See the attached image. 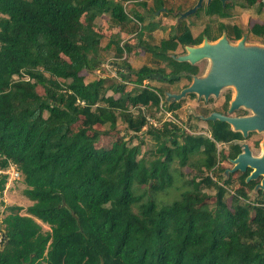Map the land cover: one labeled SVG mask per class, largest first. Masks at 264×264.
<instances>
[{"label":"trees","instance_id":"16d2710c","mask_svg":"<svg viewBox=\"0 0 264 264\" xmlns=\"http://www.w3.org/2000/svg\"><path fill=\"white\" fill-rule=\"evenodd\" d=\"M121 1L144 12L129 17L113 0H0V168L13 165L20 172L24 196L33 203L25 215L21 207L10 208L0 264H264V192L251 202L238 189L230 197L232 212L221 177L210 176L216 143L241 140V134L219 121L207 122L209 137L174 123L154 127L148 119L160 112L164 95L150 82L164 68L132 70L123 63L129 72L119 74L132 85L128 91L99 75L101 53L113 46L121 58L130 50L120 45L123 35L140 29L152 13L145 0ZM105 14L116 23L112 38L94 23ZM186 35L181 42L189 43ZM257 36L264 39V26H257ZM145 45L155 57L173 48ZM93 74L98 78L87 82ZM119 120L127 133L146 128L152 145L121 139L102 146L114 138L110 131ZM239 151L232 146L229 157ZM186 167L196 173L182 179L180 198L159 204L156 195L172 188ZM247 174L242 185H249ZM211 188L220 190L213 206L205 203Z\"/></svg>","mask_w":264,"mask_h":264},{"label":"flooded vegetation","instance_id":"af4514ba","mask_svg":"<svg viewBox=\"0 0 264 264\" xmlns=\"http://www.w3.org/2000/svg\"><path fill=\"white\" fill-rule=\"evenodd\" d=\"M143 0H140V2ZM151 6H148L147 1L145 0L146 4V10L152 9V14L150 15H144L143 22L146 21L147 24H141L140 29L137 31L131 33L130 39H139L140 45L138 46V49L144 52V54L148 53L150 54L152 60L149 61V65H158L160 67V63L157 61L161 60L164 62V66L161 68L165 69L164 75L159 77V79H156L154 81H151L150 83L160 89L164 95V97H161L163 99L162 103V110L165 116L164 121L162 124L165 123H174L177 125V127L184 130V125L186 122L184 121L183 113L185 110V106H183L182 101L187 103L186 101L191 100L193 102L194 99H197L199 103L208 104L212 103L211 106L214 108L211 109L209 113H218L220 115L230 117V118H243L251 116L250 111H246L247 114L243 113L241 115L235 114V111L239 110V107L235 109L233 112L229 113L230 108V102L234 96H231V93L224 95V97H220L216 99V102L212 100L214 96H209L207 100L203 98L198 99V95L196 93H188L185 94V96L180 99L179 101L172 102V99L170 101H166V96L168 94L177 95L191 84L193 78L202 77V75L205 73V70H202V62L206 61L209 62V59H200L197 61H194L193 63L190 60L181 61L178 59V57L184 56L187 54V48H196L199 46L204 45L205 42L209 44H215L217 41H219L222 37H225L227 41L230 44H237L239 41L243 40L244 45L248 44L249 42L257 41V39H260L261 41H264V39H261L260 36H257V26H264V2L263 0H202L201 6L195 11V13L184 17V14L192 9L198 2V0H184V6L179 4L176 6L175 11L171 10L170 8L166 7L167 2L164 0H151ZM130 4L131 2H128ZM160 3L156 7V5ZM160 14H164L165 18H173L175 21L174 23L170 24L168 27V30L163 31V26H159L158 22H152L153 17H157ZM130 17V16H129ZM259 18V19H258ZM142 22V23H143ZM145 31H148L149 38H153L154 34H161L163 37L160 41L153 44H148L144 40H141L140 37L143 35ZM163 31V32H162ZM187 33V38L189 39V43H183L180 41V38L183 36V34ZM238 33V38H236V34ZM252 39V40H251ZM161 42H168L169 45H171L173 48L168 49L166 54L164 55H158L157 57L153 56L152 52H149L144 48L147 45L151 46H158L161 44ZM144 43V44H143ZM130 49H134L135 47L129 42L127 43ZM143 44V45H142ZM172 64V65H171ZM171 65V69L167 66ZM119 67H115V74L114 78L118 79L119 82L123 80L120 77L119 72L121 71L120 65ZM166 67V68H165ZM124 70V68H122ZM129 70V69H128ZM178 70L176 74H167L171 73L172 71ZM125 72V70H124ZM131 72V71H130ZM123 74V72H122ZM169 75V76H165ZM148 82V81H147ZM146 82V83H147ZM121 83H129L125 82L124 80ZM131 85V84H130ZM220 94V93H219ZM227 96H229V99H227ZM179 103V107L170 110V105ZM199 103H197V107L201 106ZM205 107V105H202ZM188 108V107H187ZM162 112V111H161ZM235 114V115H234ZM240 114V113H239ZM201 120L206 123V131L209 129V125L202 117ZM208 117V116H207ZM217 121V120H215ZM221 122V121H219ZM226 123L229 127V129H233L232 124ZM179 124V125H178ZM190 125V124H188ZM186 125V129H192L194 127ZM185 131V130H184ZM185 131V132H187ZM233 131V130H232ZM189 133V132H188ZM240 133V132H239ZM190 134V133H189ZM241 134V133H240ZM257 131V139H252V132H248L246 137L242 136L241 140H233L231 142L227 143H221L220 145L226 146L228 149V153H224L222 155L218 154L216 164L214 168L212 169L217 173L218 172H224L226 170H230L233 167V164H231L230 169H224V163H231L232 159H235L239 154L243 152V145H247L251 155L252 148L257 145V150H261L257 157H262L263 155V149L261 148L263 138L260 137ZM251 140V141H250ZM250 141V142H248ZM234 145H239L240 151L235 154L232 158L229 157V153L231 151V147ZM224 156V158L222 157ZM223 170V171H221ZM252 169L247 168L245 172H230L229 174L234 173H240L239 178L245 174L248 173L247 176L251 173ZM212 175L213 172H210ZM246 179V178H245ZM259 180L261 181V177H259ZM258 194L262 192L260 189H257Z\"/></svg>","mask_w":264,"mask_h":264},{"label":"rangeland","instance_id":"374dc122","mask_svg":"<svg viewBox=\"0 0 264 264\" xmlns=\"http://www.w3.org/2000/svg\"><path fill=\"white\" fill-rule=\"evenodd\" d=\"M148 6H151L152 1L151 0H146ZM165 2H167L166 7L170 8L171 10L175 11L176 6L181 4V5H185L184 4V0H164ZM113 2H117L122 4L123 8L125 9V12L128 14V16H132V12L131 11H142L144 12V10L142 8H140L139 6H137L136 4H130L128 2H123L121 0H113ZM131 9V10H130ZM152 14V13H151ZM150 15V14H147ZM165 15L164 14H160L157 17H153L152 18V22H158L159 26H163L164 28H162L163 31L168 30V27L170 24L174 23V19L173 18H165L163 19ZM259 19V18H258ZM94 23L96 25V27L99 28H104L105 30H107L108 34H111V38L114 37V34L111 30L112 25H116V23L112 20V18L110 17V15L105 14L99 17H96V19L94 20ZM146 25L147 22L144 21L143 23ZM141 24H138V27L141 26ZM133 23H130V26H132ZM162 31V32H163ZM109 34V35H110ZM130 34H124L121 44L123 45L124 43H128L133 45L135 48L134 49H130V50H126L123 52V55L121 58H117V56L115 55V50L114 47L112 46V50H109L107 52H102L101 53V58L103 61V66H101L100 70L101 72H99V75L103 77L107 76V77H112L114 78V74H115V67H119L118 65H120V67H122L123 63L129 64L131 66L132 70H137L140 67H142L143 65H146V63H149L150 60H152L150 54L146 53L144 54L143 51H141L140 49H138V46L140 45L139 39H130ZM148 31H145L143 33V35L140 37L141 40H144L146 43L148 44H153V43H157L158 41H160L163 37L161 34L158 35L154 34L153 38H149ZM252 40V39H251ZM106 41V39H105ZM253 42H249L247 46H251V45H257V46H264V41H261L260 39H257V41L252 40ZM235 45V44H233ZM158 63H160V67L164 66V62H162L161 60L157 61ZM149 65V64H147ZM157 66L158 65H154ZM209 67V62H202V70H205V73L207 71ZM123 68V67H122ZM121 71L124 73L125 72H129V70L127 69H122ZM121 72V73H122ZM204 73V74H205ZM203 74V75H204ZM202 75V76H203ZM97 79V75L93 74L90 75L87 78V82L88 81H92L94 79ZM117 83L120 81L119 78L116 79ZM123 80H121L122 82ZM120 82V83H121ZM126 82V81H125ZM124 84V83H123ZM117 85V84H115ZM126 87V90L128 91V88L131 89L132 85H130L129 83H125L124 84ZM233 92L235 93L233 87H226L223 88L220 91V94L218 95V97H214L212 98V100L214 102H216L217 98H220L221 96L224 97V95L231 93V96L233 95ZM114 96V93L109 90L107 92V96ZM164 99V98H163ZM199 99V98H198ZM233 99V98H232ZM187 103H185L184 101H182L183 106H185V110H184V121L186 122V124L184 125V130L187 131V127L191 126L194 127L192 129H188V131L186 133H190V134H207L206 131V123H204L203 120H201L200 117L198 116H202V117H207L209 116L211 113H209L211 111L212 108H214L212 105V103H208V104H203L202 102L199 103V101L197 99H194L193 102L191 100L186 101ZM197 103H199L201 106L197 107ZM202 105H205V107H203ZM188 107V108H187ZM133 113H136V110H133ZM246 111H249L248 109L244 108H240L239 110L235 111V114L237 115H241L243 113L247 114ZM251 112V111H250ZM240 113V114H239ZM234 114V115H235ZM164 114H162V112H157L154 118H149L151 119L152 123L155 124L156 128H161L163 125L162 122L164 121ZM118 127H116L115 129L111 130L110 133L112 131H115V134H111L112 137L114 136L113 139H110V137H106L103 140V143L101 144L102 146H106L109 147L110 144H112L113 140L114 141H121V139H124L126 141H130L131 145L134 146L136 145L141 139L146 140L147 141V145H152L153 141H151L150 137L146 135V128L143 129V131L137 135L131 134V133H127L124 130L125 125L122 124L120 122V120L117 123ZM179 125V124H178ZM182 128V127H181ZM258 134L260 137L263 138V142H264V132L262 131H258ZM252 139H257V131H253L252 132ZM111 140V141H110ZM251 141V140H250ZM248 141V142H250ZM262 142V143H263ZM262 146V145H261ZM168 147H172L171 145H169ZM263 149V147H261ZM146 151L148 152L147 148ZM261 150H257V145H255L252 148V153H253V157H257L259 152ZM224 153H228V149L226 146L223 145H219V152L218 154L222 155ZM224 169H230L231 168V163H224ZM172 168L175 169H179L178 167V162L177 160H175L172 164ZM182 174L183 177H175L174 179V186L170 189H168L166 192H161L158 193L156 195V200L160 203L163 204H170L172 203L174 200H177L180 198L181 193L183 191L181 187V183H182V179H191L194 175H195V171L191 170L190 167H186V168H182ZM227 171V170H226ZM226 171L224 172H218L217 173H213L211 176L213 181H216L217 179V175H219L221 177V180L217 179L218 181V185L220 187H222L221 191L224 193V197H225V201H226V207L229 211H234V206H231L230 203V197L235 193V191H237L238 189H243L249 196L250 201L252 202L257 196H258V192H257V186L260 184V180L259 178L250 182H246L245 183L249 184V185H242L240 182V173H234V174H229L226 175ZM1 176H6L5 181L3 182V188L2 190H0V250L4 248V244L6 241L5 238V219L8 217V215L10 213H12L10 210L11 207H21L22 210H20V214L21 215H25V209L32 205L33 203L31 201H29L25 196H24V190L26 189V185L23 182L22 176L21 174L16 170V168L13 165H8L6 168L1 169L0 168V180H1ZM230 179L229 184H224L226 180ZM218 191H220L218 188H211V189H207L205 191L206 195H207V199L205 200V203L209 204V205H214L215 203V196L218 193ZM261 198V196H259V199ZM224 213L222 216V221H224L225 219ZM42 231L43 232H47L49 231V227L48 225L45 224H40ZM38 264H45V262L40 261L38 262Z\"/></svg>","mask_w":264,"mask_h":264},{"label":"water","instance_id":"95a60500","mask_svg":"<svg viewBox=\"0 0 264 264\" xmlns=\"http://www.w3.org/2000/svg\"><path fill=\"white\" fill-rule=\"evenodd\" d=\"M209 1V0H208ZM202 0L184 14L189 16L201 6ZM264 2V0H263ZM187 54L178 57L181 61L190 60L192 63L200 59H209V67L202 77L193 78L189 87L177 95L168 94L166 101H179L185 94L196 93L198 98L208 99L209 96L218 97L220 91L226 87H233L235 93L230 102L229 113L239 107L251 111V116L230 118L218 113H211L203 118L205 121H221L232 124V130L240 132L246 137L248 132H264V46L244 45L241 40L237 44H230L222 37L215 44L207 42L196 48H187ZM264 150V142L262 143ZM230 172H245L252 169L245 181L250 182L261 177L258 189L264 192V155L253 157L247 145H243V152L231 160Z\"/></svg>","mask_w":264,"mask_h":264},{"label":"clouds","instance_id":"9594fccd","mask_svg":"<svg viewBox=\"0 0 264 264\" xmlns=\"http://www.w3.org/2000/svg\"><path fill=\"white\" fill-rule=\"evenodd\" d=\"M162 103H163V99L161 100V102H160V104L162 105ZM159 109H160V106H159ZM160 112H161V110H160ZM163 113V112H162ZM151 120V119H150ZM152 124V123H151ZM153 126L155 125V124H152ZM155 127V126H154ZM193 135H202V134H193ZM204 136H207V137H209V135H208V133L207 134H203ZM219 143H216V149H217V155H218V152H219ZM17 170V169H16ZM18 171V170H17ZM19 172V171H18ZM20 173V172H19Z\"/></svg>","mask_w":264,"mask_h":264},{"label":"built area","instance_id":"2783aa9c","mask_svg":"<svg viewBox=\"0 0 264 264\" xmlns=\"http://www.w3.org/2000/svg\"><path fill=\"white\" fill-rule=\"evenodd\" d=\"M160 110L163 112L162 110V105L160 104ZM150 123H152V121L150 119H148ZM153 124V123H152ZM155 126V125H154Z\"/></svg>","mask_w":264,"mask_h":264},{"label":"bare ground","instance_id":"6f19581e","mask_svg":"<svg viewBox=\"0 0 264 264\" xmlns=\"http://www.w3.org/2000/svg\"><path fill=\"white\" fill-rule=\"evenodd\" d=\"M263 155H264V150H263ZM263 155H262V157H263Z\"/></svg>","mask_w":264,"mask_h":264}]
</instances>
